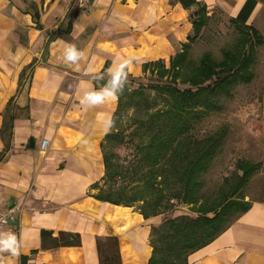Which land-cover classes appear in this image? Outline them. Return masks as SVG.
<instances>
[{"label":"crops","instance_id":"obj_1","mask_svg":"<svg viewBox=\"0 0 264 264\" xmlns=\"http://www.w3.org/2000/svg\"><path fill=\"white\" fill-rule=\"evenodd\" d=\"M246 0H197L190 9L170 0H0V212L21 209L2 233L17 236L15 255L0 264H104L96 240L116 238L119 263L148 264L151 226L131 205L97 197L105 173L103 131L118 100L82 106L80 97L116 56L143 65L168 61L192 31L190 13L203 7L235 18ZM245 26L264 42V0H254ZM74 44L84 52L79 70L63 59ZM113 128V127H112ZM47 140L45 149L40 144ZM76 233V246L40 247V231ZM187 264H264V202L254 201L227 229L193 251Z\"/></svg>","mask_w":264,"mask_h":264},{"label":"rangeland","instance_id":"obj_2","mask_svg":"<svg viewBox=\"0 0 264 264\" xmlns=\"http://www.w3.org/2000/svg\"><path fill=\"white\" fill-rule=\"evenodd\" d=\"M199 13L204 15L206 22L188 51L189 61L196 65L205 52L219 61L223 52L231 49L242 33H246L243 36L250 37L253 43L249 67L253 76L250 81L238 83L231 88L229 94H222L220 108L204 115L189 130V134L198 139L225 131L220 150L209 161L206 169L200 172V191L209 199L217 197L220 201L219 194L227 197L236 183L240 182L241 172L236 167V162L245 160L257 163L258 168L233 197L243 196L244 201H264V42L259 35L233 22L219 11ZM189 35H192V31ZM169 62H163V67L151 65L140 76H128V83L119 95V107L111 134L104 144L107 169L105 168L102 181L95 192L109 194L112 200L134 206L145 217L158 215L159 224L180 215L204 214V211H197L198 203L186 204L181 202V194L175 197L172 195L181 191L178 173L190 170L192 157L188 156L187 160L182 161L178 171L170 163L150 165L143 157L147 151L145 145L153 133L151 129L145 128V124H157L158 122H150L159 121L153 119L155 114L167 113L173 103L165 86L175 85L179 89L190 86L188 74L184 71L173 78ZM196 69L194 72L192 70V74H195ZM188 73L190 75L191 72ZM167 116L168 114L162 115L160 119L163 117L165 121ZM163 167L166 171H163ZM161 172L166 173V179L158 176L152 178L153 173ZM205 214L212 216L213 211ZM159 224L153 226L157 228L154 238L159 241L156 243L158 245L165 228L163 225L162 231L157 227Z\"/></svg>","mask_w":264,"mask_h":264},{"label":"trees","instance_id":"obj_3","mask_svg":"<svg viewBox=\"0 0 264 264\" xmlns=\"http://www.w3.org/2000/svg\"><path fill=\"white\" fill-rule=\"evenodd\" d=\"M178 2L184 9H190L197 4V0H170ZM254 6V0H246L233 22L242 25L250 32L255 33L250 27L244 25L249 13ZM203 7H198L190 13L192 25V35H188L186 42L181 43L180 51L176 52L169 59L173 78L181 71L188 74L190 86L179 89L177 86L166 85V92L172 97L173 103L169 111L165 114L166 120L160 116L162 112L155 114L153 119H159L154 125L145 124V128L153 132L145 145L144 160L150 165L160 163H170L178 171L181 162L192 157V165L187 173H178V181L181 191L174 192V197L181 194V202L198 205L197 211H204L200 216L180 215L166 219L159 224L162 231L160 244L154 238L157 228L151 227L150 244L152 247L148 264H187V257L193 251L203 247L221 232L227 229L242 213L251 205L253 200L244 201L243 196L233 197L240 186L244 185L253 176L258 168L257 163L239 160L236 167L240 170V182L236 183L233 191L227 197L225 194L209 199L201 193L203 172L209 161L214 158L222 146V138L225 131L214 132L210 135L198 139L189 134V130L206 114L220 108L221 95H227L231 88L238 83L249 82L253 74L250 67V51L253 43L250 37H245L242 33L231 49L225 50L222 58L217 61L208 52H205L198 60V64L189 61L188 51L191 44L198 37L204 26L206 19L199 12L206 11ZM164 61L158 60L143 65V71L149 66H164ZM196 69L195 74L192 70ZM189 72L190 75H189ZM206 82V83H205ZM205 83V84H204ZM117 111L119 107L118 97ZM111 132L105 138L110 136ZM143 149V147H142ZM105 168L107 169V158L104 157ZM163 171L166 169L163 167ZM166 173H153L152 178L161 177L166 179ZM218 196V197H219ZM101 200L110 201L115 204H125L112 200L109 194H97ZM161 201V200H160ZM260 202H264L263 200ZM159 206V203H156ZM127 205V204H125ZM213 211L212 216H206V212ZM144 215V214H143ZM80 238L76 233L59 231L56 235L50 230L40 231L41 249L54 248L59 246L79 245ZM99 261L104 264L119 263V252L116 238H107L105 241L96 240ZM159 254V255H157ZM20 264H30L27 256L20 257Z\"/></svg>","mask_w":264,"mask_h":264},{"label":"clouds","instance_id":"obj_4","mask_svg":"<svg viewBox=\"0 0 264 264\" xmlns=\"http://www.w3.org/2000/svg\"><path fill=\"white\" fill-rule=\"evenodd\" d=\"M83 58L84 52L74 44L68 45L64 49L63 59L65 62L74 65L77 71L80 67L79 61ZM137 59L134 55L128 57L116 56L104 73L97 74L94 77L96 80H105V76H107L108 78L105 80V83L100 87L89 85L79 99L80 105L95 106L118 99L128 83L129 72ZM113 123L111 115L105 117L103 121V131L105 134L112 129ZM17 250L18 240L16 234L11 231L6 233L0 232V252H9L15 255Z\"/></svg>","mask_w":264,"mask_h":264},{"label":"built area","instance_id":"obj_5","mask_svg":"<svg viewBox=\"0 0 264 264\" xmlns=\"http://www.w3.org/2000/svg\"><path fill=\"white\" fill-rule=\"evenodd\" d=\"M90 0H75L76 7L78 9H84L88 7ZM47 146V140L43 139L41 141L40 147L41 149H45ZM21 209L16 206H10L0 212V232L2 229L10 222H13L17 219L18 214Z\"/></svg>","mask_w":264,"mask_h":264}]
</instances>
